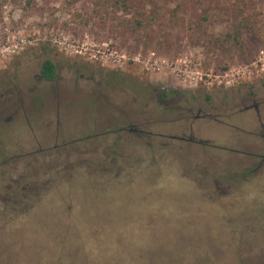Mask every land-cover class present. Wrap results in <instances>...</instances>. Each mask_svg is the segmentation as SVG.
Here are the masks:
<instances>
[{
  "label": "rangeland",
  "instance_id": "374dc122",
  "mask_svg": "<svg viewBox=\"0 0 264 264\" xmlns=\"http://www.w3.org/2000/svg\"><path fill=\"white\" fill-rule=\"evenodd\" d=\"M88 1L0 0V264H264V0Z\"/></svg>",
  "mask_w": 264,
  "mask_h": 264
},
{
  "label": "trees",
  "instance_id": "16d2710c",
  "mask_svg": "<svg viewBox=\"0 0 264 264\" xmlns=\"http://www.w3.org/2000/svg\"><path fill=\"white\" fill-rule=\"evenodd\" d=\"M93 6L96 7V9H98V13L97 16L101 19H105L102 11L104 10V6L106 4V2H108V0H89ZM88 1V3H89ZM121 4L124 5V8H128V7H133L134 9H136V12L133 14L132 18H123L122 20L124 21V25H131L132 28H137V29H143L146 28L147 26H145L146 22H148L150 20V18H155V14L153 15H149V10H147V5L151 4V3H155L154 0H120ZM158 1V0H157ZM240 2H242L243 4H245L244 0H239ZM194 2L196 3H200L203 7H202V16L209 18L212 14L216 13V9L218 5H222V2L220 4L219 0H194ZM156 2V6H157ZM231 5H241V3L236 2L234 4ZM240 13L237 15V18L235 20V25L232 26V34L230 33V35L232 36V39L234 40V42H238L241 41V39L243 38L244 32L250 28H252L253 26V22L251 21V17H249L248 15L245 14L246 9H239ZM153 12V11H152ZM42 73L44 75V77L48 80H52L54 79V77L56 76V67H55V63L50 60V59H46L43 62L42 65ZM159 97L161 99H165L167 100L168 98V92L164 91H160L159 93ZM93 167H98V169H102L99 165H94L92 164ZM91 166V165H90ZM22 179H25V177L23 178V176L21 177ZM28 194V193H27ZM30 195V194H28ZM28 195H24V200L26 202H31L32 201V196L28 197ZM6 207H3L2 212L0 211V215L4 216V214L6 213L5 210ZM8 212V211H7ZM68 212V211H67ZM71 213V212H70ZM71 215L69 213L64 212L60 214L59 218H50L47 223V225L51 224V223H61L63 225H65L66 227H62L65 231H63V234L61 236H66L67 237V233L69 232V228L68 225L71 224V221H69L68 223L63 222L62 220L66 219L63 216H68ZM0 219H2V217L0 216ZM58 220V221H57ZM74 222V226H75ZM60 225V224H58ZM4 227V222L0 225V228L3 229ZM49 227V226H47ZM46 226H43V230L44 231H48L49 229ZM74 231L76 230V233L79 234L77 228L78 227H74ZM72 230V229H71ZM57 233V231H56ZM57 236V234H56Z\"/></svg>",
  "mask_w": 264,
  "mask_h": 264
},
{
  "label": "flooded vegetation",
  "instance_id": "af4514ba",
  "mask_svg": "<svg viewBox=\"0 0 264 264\" xmlns=\"http://www.w3.org/2000/svg\"><path fill=\"white\" fill-rule=\"evenodd\" d=\"M39 79H44L47 81H53L55 80L57 77L55 76L54 79L52 80H48L44 77L43 73H42V69H41V74L38 75ZM263 105H264V101H258V100H253V102L251 104L245 105L242 109L240 110H250V111H254L256 116L259 118V120L261 121V113L263 112ZM202 117V118H217L216 116H214L213 114H207V113H199L197 115V117ZM262 126V137L264 140V123L261 124ZM130 131H134L136 133H144L145 131L141 128H139L138 126H134L133 124L130 125L129 127ZM173 139H179L181 140V142H186V143H200V144H204V145H210L212 144V140L210 138H204L202 136H197L194 131H193V124H190V133L187 135L185 132H183L181 135H173L171 136ZM258 157H261V164L260 166H262L264 164V154H258ZM259 166V168H260Z\"/></svg>",
  "mask_w": 264,
  "mask_h": 264
},
{
  "label": "built area",
  "instance_id": "2783aa9c",
  "mask_svg": "<svg viewBox=\"0 0 264 264\" xmlns=\"http://www.w3.org/2000/svg\"><path fill=\"white\" fill-rule=\"evenodd\" d=\"M3 52H4V49H0V54ZM248 67L251 68L249 71L256 69L257 71L264 72V48L260 50L257 60L249 64L247 68Z\"/></svg>",
  "mask_w": 264,
  "mask_h": 264
},
{
  "label": "crops",
  "instance_id": "0c3cea01",
  "mask_svg": "<svg viewBox=\"0 0 264 264\" xmlns=\"http://www.w3.org/2000/svg\"><path fill=\"white\" fill-rule=\"evenodd\" d=\"M25 146V145H24ZM26 147H29L28 145H26Z\"/></svg>",
  "mask_w": 264,
  "mask_h": 264
}]
</instances>
